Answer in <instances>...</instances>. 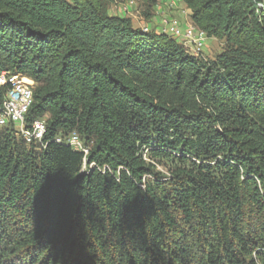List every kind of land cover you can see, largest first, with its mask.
<instances>
[{"label": "trees", "instance_id": "1", "mask_svg": "<svg viewBox=\"0 0 264 264\" xmlns=\"http://www.w3.org/2000/svg\"><path fill=\"white\" fill-rule=\"evenodd\" d=\"M118 1L0 0V101L27 77L46 123L0 127V264H264V0H182L213 58Z\"/></svg>", "mask_w": 264, "mask_h": 264}, {"label": "built area", "instance_id": "2", "mask_svg": "<svg viewBox=\"0 0 264 264\" xmlns=\"http://www.w3.org/2000/svg\"><path fill=\"white\" fill-rule=\"evenodd\" d=\"M183 2L182 0H170V9L173 10L175 7V3ZM162 25L163 33L165 35L175 34L176 41L182 44V41H190L193 45V52L197 55H200L204 50L207 42L206 35L204 32L193 31L191 28V21L189 19V14L187 15V19H185V27L177 28L175 24L159 23ZM142 30H150L149 26H144L141 28ZM0 82H4V75L0 76ZM32 82L25 79L14 80V84H7L9 88L7 90V96L0 101V109H4L6 115H11V126L20 131L21 135H29L37 137V144L42 145V139L44 137L45 132H37V125L39 121L36 120L29 127L26 126L25 116L23 115V104L27 102V83ZM4 126V120H0V127ZM61 140V139H60ZM65 142L69 144H75L76 152L86 155V148H80L77 141L73 140L72 136H68ZM30 145V144H29Z\"/></svg>", "mask_w": 264, "mask_h": 264}, {"label": "rangeland", "instance_id": "3", "mask_svg": "<svg viewBox=\"0 0 264 264\" xmlns=\"http://www.w3.org/2000/svg\"><path fill=\"white\" fill-rule=\"evenodd\" d=\"M130 1L125 0V1L116 2L115 4H113L111 6L109 13L111 15H116V16L130 17L132 19V23H133L134 28L141 29L144 26H149V28L151 30L150 32L157 33V29L159 28V23H161V21H162L161 18L164 15L170 16V14L172 13L171 11H168V8H166V7L160 13L159 12L157 13L156 9H155L152 17L149 19H145L142 15L139 14V10L137 8V2L133 1L134 2L133 6H130L129 5ZM180 7H181V5H180ZM126 12H127V14H126ZM176 15H177V12H174L173 16H176ZM187 15H188V12H187ZM182 18H187V16H183ZM168 24H175V22H171ZM221 47H222V42L217 41L215 39H208L206 42V46H205L204 50L201 52V55L204 57L213 58L221 52ZM195 55H197V54H195ZM2 75H4V82L0 83V86L5 85L7 83V81H9L12 77H16V76L10 77V76L6 75L5 73H3ZM21 79H25V77H17V79L15 78V80H21ZM27 79L30 80L29 78H27ZM12 84H14V81L12 82ZM32 85H33V82L27 83V88L31 91H32ZM16 132H17V130H16ZM17 134H18V132H17ZM80 141H82V140L80 139ZM155 172H159L165 176V175H167V167L155 164Z\"/></svg>", "mask_w": 264, "mask_h": 264}, {"label": "bare ground", "instance_id": "4", "mask_svg": "<svg viewBox=\"0 0 264 264\" xmlns=\"http://www.w3.org/2000/svg\"><path fill=\"white\" fill-rule=\"evenodd\" d=\"M161 2L165 3L169 8H170V0H160ZM125 4V3H124ZM134 2L133 1H130L129 2V5L130 6H133ZM165 5V6H166ZM181 5V7H180ZM174 9H178V13H179V16L183 17V16H187V12L188 10L184 7V4L183 2H178V3H175V7ZM125 12V11H124ZM122 13V12H121ZM127 14V12H126ZM178 15V14H177ZM164 18V17H163ZM172 18V17H171ZM170 23V19H168V16L167 18L163 19L161 21V23ZM177 28H179L177 26ZM191 28L193 29V31H198L193 25H191ZM144 32H150L151 30H143ZM199 32V31H198ZM157 34H165L163 33V28H162V25H159V28L157 29ZM168 36L172 37L173 39L176 40V35L175 34H169ZM182 46L186 47L187 49H189L191 52H193V45L190 41H182ZM196 54V53H195ZM2 83V82H0ZM27 95H28V100L27 102H25L23 104V115H26V113L28 112L31 104H32V101H33V95H32V92L31 90H29L27 88ZM7 96V93L6 95ZM0 120H4V126H7V125H11V115H6V112H4V109H0ZM2 126V127H4ZM45 126H46V123L43 122V121H39L38 125H37V132H45ZM17 130V129H16ZM17 132L19 133V135L22 137V139L27 143V144H37V137L35 136H29V135H21L20 131L17 130ZM69 136H72L73 137V140L74 141H77L78 145L80 148H85V146L83 145V142L80 141L79 137L76 135V134H69ZM57 142H61L60 138H57L56 139ZM63 143V141H62ZM72 150L76 151L75 149V144H69L67 142H65ZM65 144V145H66ZM86 155H87V149H86ZM85 155V156H86ZM84 156V155H83ZM85 156L83 158V165H82V172H86L87 171V165H86V159H85ZM89 168H92V167H95V164L94 163H91L89 166Z\"/></svg>", "mask_w": 264, "mask_h": 264}, {"label": "crops", "instance_id": "5", "mask_svg": "<svg viewBox=\"0 0 264 264\" xmlns=\"http://www.w3.org/2000/svg\"><path fill=\"white\" fill-rule=\"evenodd\" d=\"M165 5H166L165 3H163V2L160 1L158 3L157 7L155 8L156 9V12L157 13L158 12L160 13L166 7V8H168V11H171L172 13L170 14V16L169 15H164L163 16L164 18L162 17L161 19L163 20V19L167 18V16H168V19H171L170 20V23L171 22H175L176 23V26H178L179 28H184L185 27V19H187V18H182L181 16H179L178 9L169 10L170 8L167 5L166 6ZM174 12H177L178 15L173 16V13Z\"/></svg>", "mask_w": 264, "mask_h": 264}]
</instances>
